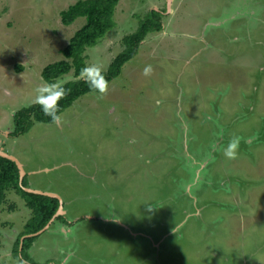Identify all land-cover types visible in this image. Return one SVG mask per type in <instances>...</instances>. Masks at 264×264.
<instances>
[{
  "label": "rangeland",
  "instance_id": "374dc122",
  "mask_svg": "<svg viewBox=\"0 0 264 264\" xmlns=\"http://www.w3.org/2000/svg\"><path fill=\"white\" fill-rule=\"evenodd\" d=\"M77 1L0 0V146L74 223L54 221L31 260L264 264V0H120L87 68L106 71L151 10L164 14L163 31L105 93L81 97L60 124L11 138L14 116L48 86L43 68L84 25L61 23ZM20 210L0 214V264L21 262L11 252L29 215Z\"/></svg>",
  "mask_w": 264,
  "mask_h": 264
},
{
  "label": "trees",
  "instance_id": "16d2710c",
  "mask_svg": "<svg viewBox=\"0 0 264 264\" xmlns=\"http://www.w3.org/2000/svg\"><path fill=\"white\" fill-rule=\"evenodd\" d=\"M119 2L120 0H78L74 5L61 11V23L64 26H70L80 19L85 21L69 43L60 50L63 59L47 65L41 72L42 81L46 85H57L68 75L74 77V80L59 86L63 87L67 94L58 101L60 110L58 114L62 115L83 96L101 94L90 89L86 82L87 78L81 77L83 69L87 68V50L96 47L115 28L114 15ZM162 18L164 14L156 10L138 17V28L124 37V48L121 53L106 71H100L108 87L121 75L123 67L137 56L141 44L151 35L160 34L163 31ZM17 70L19 73L23 71L20 65H17ZM13 121L14 130L10 134L11 138H19L27 134L35 123L56 124L44 114L38 103L20 110ZM27 178L26 176L21 182L17 164L0 156V214L3 213L5 217L8 212H15L16 209L29 210L28 218L18 232L11 252L17 261H21L19 264H37L30 258V250L39 239V236L35 234L48 226L58 213L61 204L57 198L27 192L25 188H30ZM56 221L66 220L64 216H59Z\"/></svg>",
  "mask_w": 264,
  "mask_h": 264
},
{
  "label": "clouds",
  "instance_id": "9594fccd",
  "mask_svg": "<svg viewBox=\"0 0 264 264\" xmlns=\"http://www.w3.org/2000/svg\"><path fill=\"white\" fill-rule=\"evenodd\" d=\"M151 71V65H147L144 68L143 74L147 76L151 73ZM83 75L87 77L86 82L88 83L90 89L96 90L101 94L107 91V82L97 67H89L83 69ZM66 94L67 91L63 87H59L57 85H48L46 87L37 89L36 103L41 106V110L46 116H49L51 118V121L53 123L60 124L62 122V115L58 114L60 111L58 101L62 99ZM239 144L240 138L234 137L225 150V156L229 159L235 158L237 155ZM152 209L153 208L148 207L149 211H151Z\"/></svg>",
  "mask_w": 264,
  "mask_h": 264
},
{
  "label": "water",
  "instance_id": "95a60500",
  "mask_svg": "<svg viewBox=\"0 0 264 264\" xmlns=\"http://www.w3.org/2000/svg\"><path fill=\"white\" fill-rule=\"evenodd\" d=\"M168 3L170 4V0H169ZM0 156L3 157V158L9 159L10 161H13L14 163L17 164V166L19 168V171H20L21 182H23V180L26 177V174L27 173H26V171H25L24 166L22 165V163L17 158H15L14 156H11V155L5 153L3 151V148L1 146H0ZM25 190L27 192H30V193H35V194H40V195H44V196H49V197H52V198H57L60 201L61 206H60V209H59L58 213L55 215L54 219H56L59 216L64 215V213H65L64 212L65 211L64 210V206H63V203H62L61 198L59 196H57L55 194L44 193V192H41V191L33 190V189H30V188H25ZM54 219L52 220V222L54 221ZM51 223L44 230L48 229L50 227ZM39 234L40 233L36 234V236L39 235Z\"/></svg>",
  "mask_w": 264,
  "mask_h": 264
},
{
  "label": "flooded vegetation",
  "instance_id": "af4514ba",
  "mask_svg": "<svg viewBox=\"0 0 264 264\" xmlns=\"http://www.w3.org/2000/svg\"><path fill=\"white\" fill-rule=\"evenodd\" d=\"M64 209H65V208H64ZM65 211H66V210H65ZM65 214H66V213H64V215H62V216H64V218H65V216H66ZM60 217H61V216H60ZM65 220H66V221H64V222H58V223H60L61 225L63 224V225L66 226V227L73 228L74 223H70L67 219H65ZM54 221L57 222L56 219H54ZM54 221H53V222H54ZM51 222H52V221H51ZM51 222H50V223H51ZM53 222H52V223H53ZM50 223H49V224H50ZM52 223H51V225H52ZM49 224H48V225H49ZM51 225H50V226H51ZM46 231H48V229L39 232L40 234L37 235V236L40 237V236L43 235ZM37 234H38V233H37ZM35 235H36V234H35ZM63 236H64V235H63ZM67 240H68V239H67ZM47 264H48V263H47ZM49 264H51V262H50Z\"/></svg>",
  "mask_w": 264,
  "mask_h": 264
}]
</instances>
